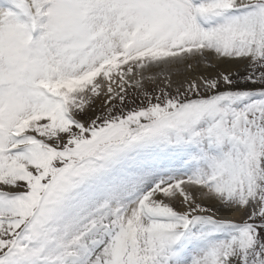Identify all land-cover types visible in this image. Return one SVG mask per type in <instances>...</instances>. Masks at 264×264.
Returning a JSON list of instances; mask_svg holds the SVG:
<instances>
[{
    "label": "snow or ice",
    "instance_id": "6c2138e0",
    "mask_svg": "<svg viewBox=\"0 0 264 264\" xmlns=\"http://www.w3.org/2000/svg\"><path fill=\"white\" fill-rule=\"evenodd\" d=\"M0 264H264V0H0Z\"/></svg>",
    "mask_w": 264,
    "mask_h": 264
},
{
    "label": "rangeland",
    "instance_id": "374dc122",
    "mask_svg": "<svg viewBox=\"0 0 264 264\" xmlns=\"http://www.w3.org/2000/svg\"><path fill=\"white\" fill-rule=\"evenodd\" d=\"M229 67H231L233 69V71H236L238 69L241 73H243V70H244L243 66L221 65V66H219L217 68H209L207 70L205 69L204 66H200V67L197 68V74H200V73H205V74L215 73V72L221 71L222 69L226 70ZM184 74H186V72L182 68V69H180V75L174 74L173 75V79L175 80V79L181 78V76L184 75ZM157 83L159 84V83H162V82L158 81ZM146 87L149 90H151L153 87H155V85H153L151 83H148V84H146ZM242 215L243 214H241V213H232L229 218L239 221V220L242 219Z\"/></svg>",
    "mask_w": 264,
    "mask_h": 264
},
{
    "label": "bare ground",
    "instance_id": "6f19581e",
    "mask_svg": "<svg viewBox=\"0 0 264 264\" xmlns=\"http://www.w3.org/2000/svg\"><path fill=\"white\" fill-rule=\"evenodd\" d=\"M232 213H230V214H227L229 217H230V215H231Z\"/></svg>",
    "mask_w": 264,
    "mask_h": 264
}]
</instances>
